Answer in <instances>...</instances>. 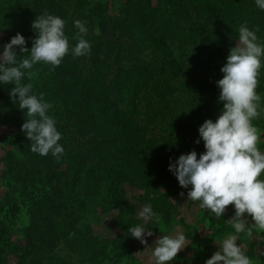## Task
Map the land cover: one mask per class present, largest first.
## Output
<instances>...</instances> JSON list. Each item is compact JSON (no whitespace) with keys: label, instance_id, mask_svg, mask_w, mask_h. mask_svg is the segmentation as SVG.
I'll use <instances>...</instances> for the list:
<instances>
[{"label":"trees","instance_id":"16d2710c","mask_svg":"<svg viewBox=\"0 0 264 264\" xmlns=\"http://www.w3.org/2000/svg\"><path fill=\"white\" fill-rule=\"evenodd\" d=\"M85 1L0 0V51L17 33L30 49L31 23L45 11L65 20L70 48L76 43L73 21H86L91 44L90 54L69 52L54 70L39 63L23 80L50 105L65 149L59 160L30 151L21 132L27 116L9 97L12 85L0 84V108L18 151L7 155L3 174L9 195L7 203L0 201V264H11L6 249L20 251L14 264H72L54 252L58 244L89 264H115L131 250L128 228L139 224L128 188L143 190L137 206L151 203L160 221L169 223L170 198L186 189L168 165L193 150L199 157L204 147L195 143L197 129L206 119L215 121L223 106L215 82L224 62L194 58L187 50H206L207 43L225 53L244 22L264 43V11L254 0H125L116 16L103 14L104 0L91 8ZM257 79L264 98V72ZM113 210L119 240L94 236L89 216ZM19 211L25 213L21 222ZM156 226L153 221L149 228ZM15 234L24 245L14 244ZM244 238L250 243V236Z\"/></svg>","mask_w":264,"mask_h":264},{"label":"clouds","instance_id":"9594fccd","mask_svg":"<svg viewBox=\"0 0 264 264\" xmlns=\"http://www.w3.org/2000/svg\"><path fill=\"white\" fill-rule=\"evenodd\" d=\"M254 3L264 11V0ZM86 24L79 19L73 21L76 43L70 48L65 20L45 11L31 23L35 35L30 49L25 47V37L17 33L0 51V84L12 85L9 97L18 102V109L27 116L21 132L31 142L30 151L41 157L51 154L59 160L65 149L59 143L61 132L57 122L48 114L50 105L42 95L33 94L32 83L23 80L35 74L31 70L39 63L54 70L69 52L74 57L90 54ZM256 31L247 22L239 26L236 43L220 68L222 78L215 83L219 89L217 103L223 102V106L215 121L206 119L197 129L199 139L195 143L202 141L204 151L198 158L194 150L181 154L174 162L170 161L167 169L181 189H189L186 201L198 202V207L210 217L218 220L226 206H233L234 214L224 221L233 231L220 241L218 250L205 264H254L237 240L241 233L251 236L253 227L264 230V179L260 178L264 175V151L258 146L262 139L253 124V120L264 115V102L256 91L257 78L264 67V43L259 41ZM25 53L28 55L24 56ZM179 195L184 196V192ZM136 216L141 223L128 228V232L145 244L144 237L153 233L144 225L159 221L160 215L151 203H145ZM189 244L182 233L158 236L151 252L154 264L175 261L177 253Z\"/></svg>","mask_w":264,"mask_h":264},{"label":"rangeland","instance_id":"374dc122","mask_svg":"<svg viewBox=\"0 0 264 264\" xmlns=\"http://www.w3.org/2000/svg\"><path fill=\"white\" fill-rule=\"evenodd\" d=\"M98 1L103 2V0H86L85 2H90L91 4L89 8H91ZM104 1L105 3H103L105 4V7L103 14L107 16H116L119 12L120 5L125 0ZM151 3L152 5H156L155 0H152ZM3 41H5V35H0V46ZM235 43L236 41L234 42V45ZM204 45L209 48L201 51L200 49L196 48L197 46L195 45V48L191 49V51L187 50V52L190 53L192 57L199 58L204 61H207L210 59V57H212L216 62H226V56L228 55L229 50L225 53H220V51L217 50V47L208 46L207 43ZM260 71L264 72V67H262ZM262 102H264L263 97ZM6 118L7 117L3 109L0 108V201L2 204L7 203V196L9 195V188L6 185V182L3 180V174L6 173V171L8 172L7 165L10 163L7 155L14 152V156H18V151L9 141L10 133L13 129L11 127L10 121H8ZM253 124L257 127L258 133L261 135L262 139V142L258 146L262 151H264V115L253 120ZM188 190L189 189H186L184 196L179 195L170 198V201L173 205L170 222L165 223L160 220L156 221L157 226L155 230L149 228V226L153 225V222H148L145 224L144 226L146 230L149 229L153 235L144 237L146 241L145 244H141L139 240L131 237V239H129V248H131V250L128 251V256L122 257V259H120L115 264H154L151 252L155 246L153 244L158 236L169 234L174 235L177 233H182L185 236L186 241H189L190 244L185 249L178 252L175 261L169 262V264H187L184 262L185 259L195 262L196 264H205V261L218 250L220 241L233 231L231 225L226 224L224 221H227L234 214V209L231 204L226 206L225 212L222 214V218L217 220L213 217H210V214L207 211L199 208L198 202L186 201ZM143 192V190H134L128 188V196L130 201L137 207L135 209V217L139 220V223H141V221L136 216V213L142 206H137V197H139ZM10 196L19 199L16 192H11ZM18 206L21 208L20 204H18ZM117 214L118 210H113L112 212L105 215L99 211H96L93 215H90L87 223L90 225L94 236L111 240V242L119 240L120 233L113 224L114 217ZM19 218L20 222L25 218V213L23 211H19L18 219ZM245 236V234L241 233L237 240V244L242 248L245 254L253 260L254 264H264V230H259L253 227L249 241L250 243L245 242ZM12 237L15 245H18L19 247L24 245V241L17 237V234L13 235ZM54 252H57L64 259L72 262V264H89V262L86 260H81L80 258H76V256L70 254L62 247L61 244H58V246L55 247ZM19 253L20 251L18 252L15 249H12L11 251L10 249H6L4 254L5 262L14 264L19 258Z\"/></svg>","mask_w":264,"mask_h":264}]
</instances>
